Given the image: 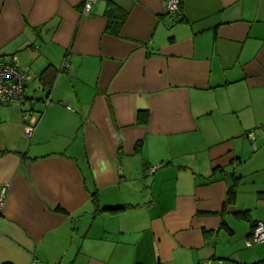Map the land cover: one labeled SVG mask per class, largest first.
Instances as JSON below:
<instances>
[{
  "label": "crops",
  "instance_id": "1",
  "mask_svg": "<svg viewBox=\"0 0 264 264\" xmlns=\"http://www.w3.org/2000/svg\"><path fill=\"white\" fill-rule=\"evenodd\" d=\"M166 1L0 0V264H264V0Z\"/></svg>",
  "mask_w": 264,
  "mask_h": 264
},
{
  "label": "built area",
  "instance_id": "2",
  "mask_svg": "<svg viewBox=\"0 0 264 264\" xmlns=\"http://www.w3.org/2000/svg\"><path fill=\"white\" fill-rule=\"evenodd\" d=\"M95 0H84L83 13L89 14ZM180 0H167L165 11L168 14H176L179 11ZM67 67L63 65L62 69ZM22 66L17 56H13L9 60L0 57V105H15L21 109V117L27 123L25 133L30 135L37 124L39 115H37L26 97V86L29 77L22 71ZM27 105V109L24 108ZM161 165L155 167H146L143 172L146 175L154 174ZM6 198V188L0 192V210L3 208ZM264 243V223L255 224L253 231L246 240V247L250 248L256 244ZM199 264H210L209 261H203Z\"/></svg>",
  "mask_w": 264,
  "mask_h": 264
},
{
  "label": "trees",
  "instance_id": "3",
  "mask_svg": "<svg viewBox=\"0 0 264 264\" xmlns=\"http://www.w3.org/2000/svg\"><path fill=\"white\" fill-rule=\"evenodd\" d=\"M106 18L108 21L106 33L111 35V36L118 37L120 30H121V27H122L123 23L125 22L126 14L120 12L116 8H113V6H110L106 12ZM31 106H32V103H31ZM24 108L27 109V105ZM147 117H148V115L146 112H142V111L139 112L138 113V124L146 125L147 124ZM229 195H231V196L229 197L228 202H231L232 198H233V193L229 192ZM123 209L124 208H117V209H110V210H105V211L118 212V211H123ZM255 224L256 223H254L252 226V231H253Z\"/></svg>",
  "mask_w": 264,
  "mask_h": 264
}]
</instances>
